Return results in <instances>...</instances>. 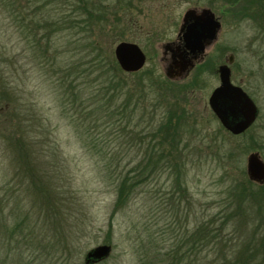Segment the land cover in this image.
Returning a JSON list of instances; mask_svg holds the SVG:
<instances>
[{"label":"rangeland","instance_id":"obj_1","mask_svg":"<svg viewBox=\"0 0 264 264\" xmlns=\"http://www.w3.org/2000/svg\"><path fill=\"white\" fill-rule=\"evenodd\" d=\"M98 1L106 7L105 21L87 32L80 21L68 23L73 0H0V93L17 99L29 144L23 147L28 157L10 146L9 137L18 133L7 122L15 114L0 101V264H84L85 254L101 244L111 245L110 254L90 264H163L175 252L186 258L181 264L219 260L229 241L242 244L259 223L264 230L263 213L253 206L246 213L242 204L215 249L204 244L199 253L190 251V233L198 229L200 236V229L206 233L217 225L226 202L239 197L232 198L229 190L248 178V155L257 151L264 161V34L258 40L253 20L224 18L218 42L232 48L233 82L241 80L259 109L243 133L226 130L209 108L217 75L208 70L205 82L194 81L191 70L187 79H169V91L126 75L128 84L108 102L110 118L101 117L95 127L87 117L88 134L82 137L75 115L84 117L96 106L105 114L107 101L100 94L94 101L87 92H72L75 74L74 84L82 87L97 74L91 70L88 78L87 64L105 56L115 59L116 44L131 41L147 56L138 71L166 79L170 53L164 45L176 38L181 16L192 6L190 0ZM61 17L65 23L53 25ZM103 80L96 78L99 85ZM178 82L188 85L182 89ZM169 107L183 113L173 124L181 143L170 163L158 164L113 215L118 175L131 177L139 163L152 164L149 134ZM92 136L101 151L91 148ZM169 139L161 143L165 148L174 144ZM54 196L59 197L57 211L47 216V200L53 202ZM209 220L216 221L205 224Z\"/></svg>","mask_w":264,"mask_h":264},{"label":"trees","instance_id":"obj_2","mask_svg":"<svg viewBox=\"0 0 264 264\" xmlns=\"http://www.w3.org/2000/svg\"><path fill=\"white\" fill-rule=\"evenodd\" d=\"M73 1L74 3H71V13H74V17H73V20H71L70 22L68 21V23L73 22V25H74L76 21H80L81 23H84L86 27H88L87 32L93 30L96 25L100 26L103 24L102 22L105 21L104 17L106 13V7L102 3H100L98 0H73ZM78 16L80 18H78ZM59 23H65V17L59 18L57 22H53V25H56V24L58 25ZM96 63L97 64H87V71L85 70L87 72L88 78H90V75L92 74L91 70L97 72L95 77H91V79L88 80V81L90 80L92 81H90L89 83L88 81L84 82L82 87L78 86L80 83L74 84L75 79L78 78V75L76 74H75V77H73L74 80L71 81V88H72L71 91L72 92H75L76 89L80 93L87 92L90 94L91 99H94V101L96 98H98V95L100 94L102 97L106 98L105 101H107L106 104H104V109L106 110L105 114H101L99 111H96V108H97L96 106L94 109L90 110L88 114H86L84 117L77 116V114L75 115L74 119L77 120V125L81 127L80 134L82 137H84L83 134L87 133L86 127L84 128L83 126V122L86 120L87 117H90L92 119L95 127L99 126L98 121L101 120L103 117L107 116L108 118H110L111 116L110 110L107 113V107L109 105L108 102H112V100L117 98V95L118 93H121L124 87V84L125 85L128 84L127 82L128 80L125 77L126 75L133 78L131 81L143 82L145 79L152 80L151 85L154 83L158 84L159 86L163 88V90L165 87L167 91L173 89V87L171 89H167L169 88L168 85L170 84L168 78L161 79L158 76H153L155 75L154 73L149 75L148 73H143L142 71L126 73L119 67L116 60L113 58H110L109 56H105L103 59L100 58L99 61L97 59ZM104 75H105V78H104ZM134 76L136 77V79L134 78ZM100 77L104 79L103 80L104 82L102 85H99L96 82V78H100ZM170 86H172V84H170ZM151 87L152 86H150V88ZM152 88L150 89V92L154 93V90H152ZM93 92H96V93H93ZM144 92L146 91L143 90L142 96L144 95ZM6 95L8 94L1 92L0 101L7 102L9 106V111H13L11 113L15 114V117L12 115V118L11 120L7 122L8 123L7 125L11 131L15 132L16 134L18 133V135H12V136H10V134L8 135L10 136L8 139L10 146L15 148L16 151H19L17 153L18 156L20 155V152L22 151V155L24 157H28L29 154L26 151L23 152V150H26L23 147L28 146L29 144L26 142L27 141L26 137L22 134V130L24 129H22V119L19 114L20 112L18 111V103L16 102L17 99H10ZM95 114H98V115H95ZM182 114L181 112L178 113L174 108L169 107L164 117H162L160 122L157 125H155L156 128H154V130L150 132L149 136H150L151 144L149 146V149H150L151 156H150L149 162H152V164L145 163V165H140L142 164V162L139 163L137 166L134 167L133 170H130L132 172L136 171L134 173L135 175L131 177H128L126 174L123 176L118 175V182L115 187L116 190H115L113 215L117 212V210L120 207L124 206L125 202L131 196L130 194L133 192L135 187H137L140 183H142L144 179H146V177H148L150 174L156 171L157 169L156 166H160L158 164H160L161 162L164 164L170 163V160H171L170 157L172 156V153L175 150V146L177 147L178 146L177 144L181 143L179 136L177 134V131L175 129L176 126L173 124H174L175 118L176 120L179 119ZM165 127H169V130L171 132L169 130H164ZM169 137L171 138L172 142H174V144L171 146H167L165 148L164 145H162L161 143H163V141L171 142ZM82 139L84 140V138ZM29 142L31 143V140H29ZM88 143H90L91 148H93L95 151L102 150L100 142H98V140L95 139L94 136H92L91 141ZM163 148L169 150L170 152L167 153V150H164ZM154 153H157V154L153 156ZM108 166H110V164H108ZM113 166L117 167V165H113ZM256 183H254V181L250 180L249 178L245 177L241 181V185L238 187V189L242 191L241 195H237L239 192H236L238 191V189H236L237 188L236 186H235L236 188L232 187L234 185L230 187L229 191L233 193V196L232 195L230 196L234 199H236L238 196L239 197L236 199V201H234L233 199H229L228 202H226L227 206L223 207L222 210L219 212V213H222V215L219 217L220 221L217 225H212L206 228V233L202 232L200 229L199 232L202 233L200 234V236H198V229H195L190 233L189 237H191V240H192V245L190 246L191 252L195 253L198 251L199 253V251L203 249L204 244H212L210 247V251L212 249H215L216 245H218L217 244L218 239H222L224 232L227 230V224L230 221L229 219L231 218L234 219L235 210L236 209L240 210L242 208V204H243V207L246 213H247L248 206H253L255 207L256 211L259 214L263 213L264 215V183L260 185L259 183L258 184ZM252 189H254V191ZM58 199H59L58 196H54V199L52 202V197L48 198L47 200L48 207H47V213H46L47 216L51 215L50 210H52L54 214H55V211H57V207L59 205ZM53 204H55L56 207ZM49 206H50V209H49ZM214 221L216 220H209L208 222H205V224L206 223L209 224L210 222H214ZM261 225L262 224L260 223L257 224L256 228L254 227L255 231L251 232L250 235L245 237V240L242 244L239 242L237 244H234V243L232 244L230 241L227 244H225L224 245L225 248L223 247V251L225 252L222 253L223 256L219 258V260L211 259L208 261H204L203 263L201 262V264H264V257H263L264 256V230L263 229L261 230ZM56 231L58 234L61 233L59 230H56ZM229 235H231V233H229ZM229 239L231 240L234 238L229 236ZM237 239H240L239 236ZM65 244L66 246L68 244V241L66 239H65ZM165 253L166 255H170V252L165 251ZM175 253H177V255L175 256L174 259L170 258L171 259L170 260L169 258H163L162 260L163 264H181V260L186 259L184 258V256L181 257V255L178 252H175ZM84 264L86 263L84 262ZM199 264H200V261H199Z\"/></svg>","mask_w":264,"mask_h":264},{"label":"flooded vegetation","instance_id":"obj_3","mask_svg":"<svg viewBox=\"0 0 264 264\" xmlns=\"http://www.w3.org/2000/svg\"><path fill=\"white\" fill-rule=\"evenodd\" d=\"M189 3L192 6L187 7L181 16L176 38L164 45L166 47L164 52L170 53V58L166 63L167 78L184 80L189 77L191 70L196 72L191 77L194 81L205 82L203 75H206L208 70L211 74L217 75L218 85L210 91L207 99L209 108L215 116L216 114L209 103V97L220 86L223 70L228 71L231 84L239 86L253 100L244 89L241 80L239 83L233 82L235 55L231 51L232 48L218 42L224 27V18H227L231 23L253 20L252 23H255L254 25L258 28L256 36L259 38L258 40L263 41L264 0H190ZM262 57L260 56L259 59ZM178 83L182 89L188 85Z\"/></svg>","mask_w":264,"mask_h":264},{"label":"water","instance_id":"obj_4","mask_svg":"<svg viewBox=\"0 0 264 264\" xmlns=\"http://www.w3.org/2000/svg\"><path fill=\"white\" fill-rule=\"evenodd\" d=\"M114 57L119 67L125 72L140 70L146 60V55L141 47L131 41L117 43L114 48ZM221 74V84L211 93L209 103L220 124L226 130L235 135L243 133L255 121L258 107L245 91L239 86L231 84L227 70H223ZM246 171L250 180L260 184L264 183V161L257 151L248 155ZM110 252V244L98 245L85 254L84 262L90 264L101 261Z\"/></svg>","mask_w":264,"mask_h":264}]
</instances>
